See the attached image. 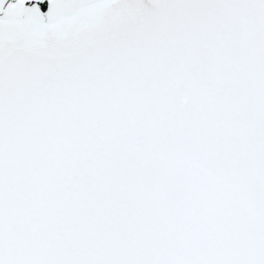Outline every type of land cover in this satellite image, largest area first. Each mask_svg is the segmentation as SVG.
Instances as JSON below:
<instances>
[{
	"label": "snow or ice",
	"instance_id": "6c2138e0",
	"mask_svg": "<svg viewBox=\"0 0 264 264\" xmlns=\"http://www.w3.org/2000/svg\"><path fill=\"white\" fill-rule=\"evenodd\" d=\"M0 264H264V0H0Z\"/></svg>",
	"mask_w": 264,
	"mask_h": 264
},
{
	"label": "water",
	"instance_id": "95a60500",
	"mask_svg": "<svg viewBox=\"0 0 264 264\" xmlns=\"http://www.w3.org/2000/svg\"><path fill=\"white\" fill-rule=\"evenodd\" d=\"M28 3H31V0H27ZM43 7V6H42Z\"/></svg>",
	"mask_w": 264,
	"mask_h": 264
}]
</instances>
